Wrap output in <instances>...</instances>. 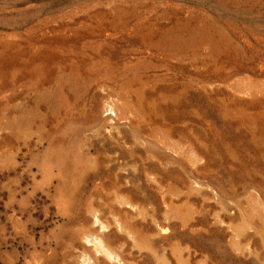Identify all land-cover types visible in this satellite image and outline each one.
Masks as SVG:
<instances>
[{
    "label": "rangeland",
    "instance_id": "1",
    "mask_svg": "<svg viewBox=\"0 0 264 264\" xmlns=\"http://www.w3.org/2000/svg\"><path fill=\"white\" fill-rule=\"evenodd\" d=\"M262 125L264 0H0V264H264Z\"/></svg>",
    "mask_w": 264,
    "mask_h": 264
},
{
    "label": "bare ground",
    "instance_id": "2",
    "mask_svg": "<svg viewBox=\"0 0 264 264\" xmlns=\"http://www.w3.org/2000/svg\"><path fill=\"white\" fill-rule=\"evenodd\" d=\"M176 42H178L179 40H175ZM138 43H140V44H150L151 46H153L154 48H156V50H158V51H160L161 53L163 52V53H167V51L170 49V48H172V47H170V42H169V40H162V41H142V42H138ZM64 49L65 50H67L68 52H70L69 51V46H65L64 47ZM180 53H182V50H180ZM36 56H32L31 58H35ZM173 58V57H172ZM170 60V59H169ZM71 64V66H70V71L71 72H73V73H77V71H78V69H79V66H76V64H73V63H70ZM86 65V64H85ZM97 65H100V66H102V65H106V64H103V63H97V64H89V70H90V66L91 67H95V66H97ZM115 69H118V68H115ZM12 76H13V81H12V89H13V91H14V95H15V89L17 88V84H18V70H12ZM119 77V79L121 80V81H123L125 84H127L128 85V87H130L131 86V80H129V81H127V78L128 77H121L120 75L118 76ZM96 79V78H95ZM59 81V80H58ZM97 83V82H96ZM98 85V84H97ZM107 86V85H106ZM42 97V98H41ZM44 97H47V95L45 94V93H43V96L42 95H40V101L41 100H44L45 98ZM48 98V97H47ZM15 112L17 113L16 115H15V118H14V126L17 128V129H19V124H20V122L24 119V116H22L21 115V111H20V109L19 108H16L15 109ZM234 114H236V113H234ZM244 115V114H243ZM256 128V127H255ZM254 130V129H253ZM256 130H257V132H258V134H259V137H260V140L262 141V142H264V140H262V137L264 138V125H262L261 127H258V128H256Z\"/></svg>",
    "mask_w": 264,
    "mask_h": 264
}]
</instances>
